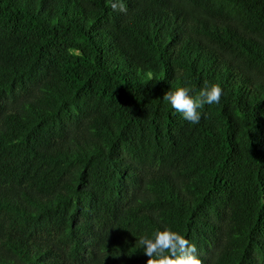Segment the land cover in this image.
<instances>
[{
  "label": "trees",
  "instance_id": "16d2710c",
  "mask_svg": "<svg viewBox=\"0 0 264 264\" xmlns=\"http://www.w3.org/2000/svg\"><path fill=\"white\" fill-rule=\"evenodd\" d=\"M205 82L198 124L163 100ZM164 228L264 264V0H0V264H146Z\"/></svg>",
  "mask_w": 264,
  "mask_h": 264
},
{
  "label": "clouds",
  "instance_id": "9594fccd",
  "mask_svg": "<svg viewBox=\"0 0 264 264\" xmlns=\"http://www.w3.org/2000/svg\"><path fill=\"white\" fill-rule=\"evenodd\" d=\"M113 10L127 12L120 4H111ZM195 93V95H193ZM223 88L219 84L205 85L198 91L191 86H181L175 90L164 92L163 100L171 105L183 118L191 124L201 120L200 110L205 105L219 104ZM138 243L148 257L146 264H203L195 243L190 242L182 234L171 228L156 231L151 238L144 236Z\"/></svg>",
  "mask_w": 264,
  "mask_h": 264
}]
</instances>
